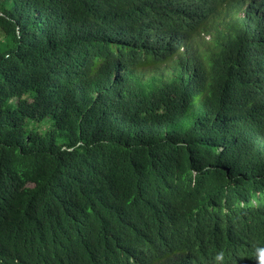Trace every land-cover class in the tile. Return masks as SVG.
Instances as JSON below:
<instances>
[{
  "label": "trees",
  "instance_id": "obj_1",
  "mask_svg": "<svg viewBox=\"0 0 264 264\" xmlns=\"http://www.w3.org/2000/svg\"><path fill=\"white\" fill-rule=\"evenodd\" d=\"M0 33V264H264V0H0Z\"/></svg>",
  "mask_w": 264,
  "mask_h": 264
},
{
  "label": "rangeland",
  "instance_id": "obj_2",
  "mask_svg": "<svg viewBox=\"0 0 264 264\" xmlns=\"http://www.w3.org/2000/svg\"><path fill=\"white\" fill-rule=\"evenodd\" d=\"M0 38H1V33H0ZM212 39V36L211 35H208L206 33L202 34L200 37H198L195 41V47L198 48L200 51H203L205 49H208L209 46H210V41ZM169 65V64H168ZM167 65H163L161 68H160V72L164 70V68L166 67ZM158 72V71H157ZM153 73V72H152ZM32 126L35 128V129H40L42 131H46L47 129H49L51 126H52V122L51 120L49 119H46L42 122H38V123H32Z\"/></svg>",
  "mask_w": 264,
  "mask_h": 264
}]
</instances>
